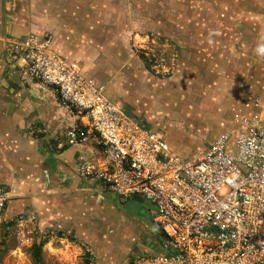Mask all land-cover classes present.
Segmentation results:
<instances>
[{"label":"built area","instance_id":"obj_1","mask_svg":"<svg viewBox=\"0 0 264 264\" xmlns=\"http://www.w3.org/2000/svg\"><path fill=\"white\" fill-rule=\"evenodd\" d=\"M1 56L23 87L46 95L71 123L56 142L87 147L77 177L98 183L120 203L143 199L156 210L155 253L125 264H264V106L236 115L199 157L174 152L148 131L77 62L37 34L5 36ZM113 100V101H112ZM8 198L0 187V212Z\"/></svg>","mask_w":264,"mask_h":264},{"label":"crops","instance_id":"obj_2","mask_svg":"<svg viewBox=\"0 0 264 264\" xmlns=\"http://www.w3.org/2000/svg\"><path fill=\"white\" fill-rule=\"evenodd\" d=\"M259 1L262 3L258 5L263 9L264 0ZM253 6V0H0V86L6 88L0 87V185L8 190L9 199L18 203L16 208L24 207L26 213L35 215L39 227L49 226L69 234L96 233V239L104 248L98 264H108L112 259L106 248L108 244L103 242L115 239L112 232H117L122 225L118 220L124 223V230L134 228L127 220L135 218L142 224V220H147L146 214L142 213L145 204H139L130 213L125 210V203H120L114 194L98 183L77 177L79 159L88 148L56 142L63 123L68 125L72 121L67 114L56 111L49 97L23 87L14 77L10 65L1 56V42L5 36L37 34L48 37L51 46L67 61L88 67L94 59L85 50L96 44L95 51L98 52L95 56L101 54L102 48L106 47L105 39H102V34L108 32L105 26L115 25L120 32L125 31L128 24L138 32L156 34V39L169 38L179 49L217 48L227 40L235 44L236 34L264 33V14L253 19ZM173 32H180L179 39L170 35ZM226 64L235 66L237 61ZM86 67L83 68L87 70ZM90 76L93 78L92 74ZM218 85L222 91L221 87L226 84ZM238 91V88L231 90L229 94L233 96L226 102L220 99L222 93L215 92L217 98L211 99L218 100L219 106L210 112L209 117L220 116L222 107L234 104L239 99ZM198 95L199 91L195 97ZM247 95L241 104H235L236 107L240 105L237 110L243 116L253 114L255 100L264 106V95L256 96L259 98L250 93ZM28 98L34 104H30ZM124 111L139 123L136 116ZM33 119L36 123L51 124L55 142H50V138L47 142L30 137L27 131ZM233 127L230 120L227 131ZM227 131L217 132L214 138ZM235 131L236 127L232 134ZM163 139L168 144V136ZM194 152L203 154L197 150ZM134 198L138 197H132L127 203ZM153 219L149 230L141 227L133 231L144 241V250L149 253L158 252L161 240Z\"/></svg>","mask_w":264,"mask_h":264},{"label":"rangeland","instance_id":"obj_3","mask_svg":"<svg viewBox=\"0 0 264 264\" xmlns=\"http://www.w3.org/2000/svg\"><path fill=\"white\" fill-rule=\"evenodd\" d=\"M261 3L253 0V19L264 14V7L262 9L258 5ZM105 28L108 32L102 34V39H105L107 48L103 47L97 57L96 44L87 48L85 51L91 53L94 63L88 67L81 66L86 67V72L92 74L96 81L105 84L112 99L136 116L144 128L163 138L168 136L170 148L177 150V154L187 160L191 159L189 156H201V153L194 152L196 150L205 153L215 141V134L227 131L230 120L235 126L234 117L242 115L238 113L237 107L240 105L236 107V102L241 104L248 93L254 98L264 95V51L260 50L264 48L262 32L236 34L235 44L227 40L222 47H194L187 50L179 49L169 38L156 39V34L138 32L128 24L126 30L120 32H117L115 25ZM170 35L179 39L180 32ZM233 60L237 61L235 66L226 64ZM222 82L226 85L219 91L218 83ZM235 88L239 89L238 101L222 107L220 116L209 117L210 112L219 106L218 100L211 99L217 98L215 92L222 93L220 99L226 102L232 98L233 95L229 93ZM198 91L200 95L195 97ZM28 100L34 104L31 99ZM256 102L253 104V114L257 111L254 106ZM50 125H45L44 121L36 123L33 119L27 133L34 139L49 142L50 138V142H53L55 131L50 130ZM231 129L224 133L231 134L235 127ZM0 187L7 194L8 190L2 185ZM7 198L8 206L0 212V264H33L31 247L40 242H44L41 264L99 263L98 258L104 253V248L96 239V233L69 234L49 226L39 227L35 215L26 213L24 207L17 209L18 203L9 199L8 194ZM143 204L142 213L147 217V220H142L144 224L135 218L127 221L133 223L135 229L142 227L149 230L156 210L149 203ZM124 215L129 217L126 213ZM118 221L122 225L115 230L117 232H112L116 240L103 242L108 244L106 248L112 254L108 264H125L138 254L149 253L144 250V241L133 232L134 228L124 230V223ZM69 236H73L75 242H69ZM108 236L112 237L110 234Z\"/></svg>","mask_w":264,"mask_h":264},{"label":"trees","instance_id":"obj_4","mask_svg":"<svg viewBox=\"0 0 264 264\" xmlns=\"http://www.w3.org/2000/svg\"><path fill=\"white\" fill-rule=\"evenodd\" d=\"M69 242H75V238L73 236L67 237ZM44 245V242L40 243H34L31 247V256L33 260V264H41L42 260V247Z\"/></svg>","mask_w":264,"mask_h":264},{"label":"water","instance_id":"obj_5","mask_svg":"<svg viewBox=\"0 0 264 264\" xmlns=\"http://www.w3.org/2000/svg\"><path fill=\"white\" fill-rule=\"evenodd\" d=\"M143 203H146L143 199L134 198L129 203H125L124 208L126 211L133 213L136 207H138L139 204H143Z\"/></svg>","mask_w":264,"mask_h":264},{"label":"clouds","instance_id":"obj_6","mask_svg":"<svg viewBox=\"0 0 264 264\" xmlns=\"http://www.w3.org/2000/svg\"><path fill=\"white\" fill-rule=\"evenodd\" d=\"M260 50H261V51H264V48H261ZM260 106H261V105H260Z\"/></svg>","mask_w":264,"mask_h":264},{"label":"bare ground","instance_id":"obj_7","mask_svg":"<svg viewBox=\"0 0 264 264\" xmlns=\"http://www.w3.org/2000/svg\"><path fill=\"white\" fill-rule=\"evenodd\" d=\"M113 101V100H112ZM115 101V100H114ZM231 135H232V133H231Z\"/></svg>","mask_w":264,"mask_h":264}]
</instances>
